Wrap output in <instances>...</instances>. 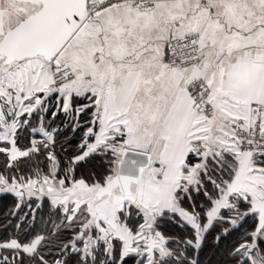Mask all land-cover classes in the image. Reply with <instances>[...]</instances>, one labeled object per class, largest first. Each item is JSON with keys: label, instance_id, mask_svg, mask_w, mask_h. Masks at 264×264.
<instances>
[{"label": "snow or ice", "instance_id": "1", "mask_svg": "<svg viewBox=\"0 0 264 264\" xmlns=\"http://www.w3.org/2000/svg\"><path fill=\"white\" fill-rule=\"evenodd\" d=\"M0 264H264V0H0Z\"/></svg>", "mask_w": 264, "mask_h": 264}]
</instances>
